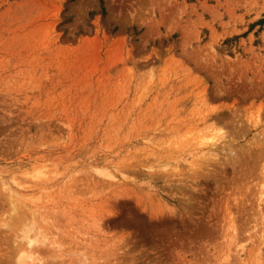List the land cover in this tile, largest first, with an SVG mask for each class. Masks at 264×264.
Returning <instances> with one entry per match:
<instances>
[{
	"label": "rangeland",
	"instance_id": "rangeland-1",
	"mask_svg": "<svg viewBox=\"0 0 264 264\" xmlns=\"http://www.w3.org/2000/svg\"><path fill=\"white\" fill-rule=\"evenodd\" d=\"M0 264H264V0H0Z\"/></svg>",
	"mask_w": 264,
	"mask_h": 264
},
{
	"label": "bare ground",
	"instance_id": "bare-ground-1",
	"mask_svg": "<svg viewBox=\"0 0 264 264\" xmlns=\"http://www.w3.org/2000/svg\"><path fill=\"white\" fill-rule=\"evenodd\" d=\"M29 251V250H28ZM28 254V253H27ZM21 258V257H20ZM20 260V259H19Z\"/></svg>",
	"mask_w": 264,
	"mask_h": 264
}]
</instances>
